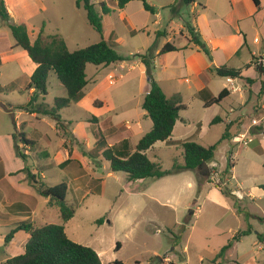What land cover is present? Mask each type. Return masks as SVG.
<instances>
[{
	"label": "crops",
	"instance_id": "crops-1",
	"mask_svg": "<svg viewBox=\"0 0 264 264\" xmlns=\"http://www.w3.org/2000/svg\"><path fill=\"white\" fill-rule=\"evenodd\" d=\"M112 1L91 0L99 13L102 3L112 8V12L102 15L101 39L106 40L117 51L127 44V41L129 43L138 37L141 45L132 49L133 56L145 54L152 47L154 70L159 68L160 71L168 72L161 79H157L154 72V79L167 98L178 94L185 106L179 112L172 136L164 142L173 143L178 125L185 128L192 125L194 121L186 118L184 114L188 112L186 104L194 98L202 111L215 109L213 113L215 115L212 116L219 117L218 122L226 124L227 139H238L239 135L247 134L249 127L257 123L262 125L264 130V64L256 66L257 55L264 50V44L260 45L259 39V34L264 33L263 25L259 23V15L264 9L263 0H260V8H257L252 0H192L190 3L182 0H147L154 8V13L146 11L140 1H131L122 9H118ZM75 2L76 0H4L9 22L25 25L32 40L39 35L42 38L59 36L69 50L71 49L66 36L69 35L78 42L82 39V33L87 31L88 21L82 14L83 8H77ZM59 10L64 11V16ZM57 17L61 21L66 18L65 24L69 26L64 24L63 27L61 22L53 23L52 20ZM7 29L9 30L0 20V77L9 65H15L21 75L11 79L9 85H0V264H7L10 258L24 252L29 236L23 231H16L9 243H5V237L12 229L26 220L35 226H41L35 222L45 210L39 213L42 196L37 193L34 182L53 186L43 180L46 170L70 169L72 179L70 183H66L68 192L73 191L71 193L76 194L82 190L86 195L89 189L85 184L81 185V182L88 175L84 168L92 164L91 157L88 158L86 153L92 152L96 142L92 141L90 134L94 137V132L100 131L105 138L106 147H113L118 154H126L134 152L138 141L152 128L151 119L142 109V102L150 85L147 77H144L146 69L139 58L132 60V64L122 61L108 66H98L101 67L100 71L108 70V73L104 77L103 74H97L96 77L100 76V80H94L90 88L92 83L87 76L88 84L83 90L84 96L66 108L75 107L80 113L86 112V115L76 119L74 126L73 121L60 116L65 127L63 132L57 128L53 118L50 117V121L47 122L45 118L48 116L39 119V113L32 107L19 108L29 102L30 96L35 95L34 89L25 88L36 69V64L24 50L15 46V41L9 42ZM196 38L202 42L200 47L193 41ZM255 39L258 42H255ZM166 43H170L177 50L159 54ZM202 47L209 50L211 58L201 50ZM221 66L239 69L242 78L216 75L214 69ZM88 67L89 65L86 66V75ZM125 70L140 71L138 83H135L139 93L136 102L117 104L102 97V92L111 85H117L119 81L124 80L127 75L123 73ZM111 76L113 79H110ZM21 77H24L22 85L16 87L15 83L21 80ZM52 78L53 74H50L48 79ZM244 78L251 79L252 83H248ZM164 85L166 88L171 87L170 93L165 91ZM7 88L24 90L25 101L12 102L8 105L5 98ZM224 89L228 91L227 97L219 104L204 107L210 96H217ZM236 92H240L242 102L229 103L231 95ZM65 96L66 94L62 97ZM95 101L99 102V105H95ZM38 102L37 100L34 105H38ZM23 114L45 123L54 132L57 140L54 141L40 130L32 129L34 135L32 133L27 135L21 131L25 123L18 121V117ZM246 118H249L251 123L245 125ZM66 129L69 130V138L83 144L86 150L78 153L75 149L66 148L67 138L62 135L66 133ZM15 131L23 133L26 139L34 142V145L16 142L20 152L26 156L25 161L19 158L15 151L13 140ZM256 135H259V152L264 154V134ZM98 152L96 155L100 157ZM67 160L68 163L63 167L61 164ZM28 174L34 179H30ZM89 180L100 179L89 175ZM213 187L219 190L214 184ZM46 199L43 203L47 207H56L50 205L49 199Z\"/></svg>",
	"mask_w": 264,
	"mask_h": 264
},
{
	"label": "rangeland",
	"instance_id": "rangeland-1",
	"mask_svg": "<svg viewBox=\"0 0 264 264\" xmlns=\"http://www.w3.org/2000/svg\"><path fill=\"white\" fill-rule=\"evenodd\" d=\"M59 11H62L64 16V11ZM82 14L86 16L83 9ZM65 20L66 18L61 21L57 17L52 22H61L65 27ZM259 20L264 30V9L259 15ZM86 27L87 31L82 33V39L78 42L69 35L66 36L70 51L85 48L101 40L100 34L94 31L88 22ZM7 32L9 42H14L10 30L7 29ZM263 34H259L260 45L264 44ZM126 43L115 51L125 58L127 64H132V60L139 57L133 56L131 51L139 47L141 42L136 37ZM261 54H264V50L256 55L258 57ZM256 66L259 65L256 63ZM17 70L15 65H9L0 77V85H9L11 79L20 76ZM100 70L101 67L89 64L87 76L92 83L89 88L93 86L94 80H100V76L96 77L97 74H103L104 77L108 73V70ZM139 72L125 70L123 73L127 75L124 80L119 81L117 85H111L102 92V97L117 104L131 101L135 103L139 98L136 85ZM154 72L157 79L168 74L159 68L153 70ZM144 77H147V74ZM23 79L24 77H21L15 86L22 85ZM107 83L110 82L107 80ZM164 89L168 93L172 90L165 85ZM5 94L8 105L25 101L26 98L25 91H17L16 88H7ZM65 94V88L53 74V78L47 81V95H40L37 100L39 104L44 103L46 107L51 108L54 106V99ZM228 102L241 103L240 92L231 95ZM186 105L188 112L184 116L194 121L192 125L186 128L178 125L173 143L157 142L147 151V157L150 161L158 163L163 171H170L174 162L182 163L181 141L202 146L219 142L214 152V162L218 167L215 170L212 168L209 176L201 177L199 172L184 171L161 178L129 181L124 172H110L108 162L101 155L106 147H97L86 153L92 160V164L84 168L87 177L81 179V185L85 184L89 189L87 194L84 195L82 190L76 194L69 191L66 196L67 204L72 205L75 211L73 218L63 222L58 208L47 207L43 203L47 199L42 197L38 209L39 213L45 211L35 223L62 225L67 237L75 243L92 248L98 254L101 264H113L115 261L122 264H264V241L259 243L257 237L262 234L264 239V220H259L264 218V191L258 187L264 183V154L259 152V135H256L259 133L255 129L259 123L249 127L245 142H238L235 138L221 140L226 131V124H211L215 109L202 111L195 98ZM24 107L27 108V104L19 106ZM66 108L61 109L59 114L73 121V126L76 119L86 115V112L80 113L75 107ZM45 116L48 115L39 114V119ZM48 117L45 118L47 122L50 121V116ZM18 121L25 123L21 131L27 135H34L32 129H36L45 132L54 141L57 140L54 132L34 117L23 114L18 117ZM248 123H251L250 119L246 118L245 125ZM99 132L95 131L94 137L90 134L92 141L99 138ZM107 132L108 129L106 134ZM62 135L67 138V149H75L78 153L86 150L83 144L69 138V130L66 129V133ZM91 146L93 148V144ZM97 152L100 157L96 155ZM229 152H232L231 161L235 164L231 177L221 174L226 167ZM71 173L70 169L46 170L43 180L52 185L60 182L70 183ZM89 175L100 180L90 181ZM203 178H209L210 182L203 181ZM220 180L226 187L236 190L234 193L239 199L238 207L241 212H238L232 200L214 189L213 184L216 185ZM247 216L248 220L245 219ZM99 219H103L100 224L96 223ZM249 226L252 228L249 235L233 240L238 232L247 230ZM228 242L232 243L231 247L222 258L213 262L212 259Z\"/></svg>",
	"mask_w": 264,
	"mask_h": 264
},
{
	"label": "trees",
	"instance_id": "trees-1",
	"mask_svg": "<svg viewBox=\"0 0 264 264\" xmlns=\"http://www.w3.org/2000/svg\"><path fill=\"white\" fill-rule=\"evenodd\" d=\"M131 1H140L146 11L154 13V8L147 3V0H113L118 9H122ZM185 3H190L192 0H182ZM257 8H260V0H252ZM75 6L83 8L86 13V18L89 25L94 31L102 34V15L112 12V8L106 4H100L101 12L96 11V6L91 0H76ZM0 20L9 28L10 33L15 41V46L24 50L28 57L36 64V69L30 77V81L25 90L34 89L35 95L30 96L27 103L28 108H33L37 98L47 95V80L50 74H54L61 85L65 88V97H56L54 106L48 108L44 103L34 106V110L39 114L48 115L56 121L57 128L64 130L60 120L59 112L61 109L69 107L73 103H77L84 96L83 90L88 84L86 75V66L91 64L94 66H108L119 63L125 60L120 56L115 49L106 40L101 39L99 42L89 45L85 48L70 51L67 48L65 41L59 36H48L42 38L40 35L32 40L28 34L27 28L23 24H12L9 22V13L6 9L4 0H0ZM191 35L194 33L190 31ZM197 46H201L202 42L196 38L193 40ZM177 49L170 43H166L159 54L176 51ZM201 50L211 58L210 52L206 47ZM152 47L145 54H137L141 63L145 66L147 77L149 78L150 89L145 95L142 102V109L151 119L152 128L138 141L134 152L126 154H118L113 147H106L105 138L99 132V138L94 146L96 149L105 148L101 155L109 163V170L113 172H124L129 181H135L146 178H161L169 174H178L184 171L201 170L203 162L211 163L214 161V152L218 143L204 147L194 142H184L181 144L182 159L181 164L174 162L170 171H163L158 163L150 161L146 152L152 148L157 142H164L170 139L176 121L179 119V112L185 108L181 103V98L178 94L167 98L163 90L153 77V60ZM216 75L220 77L242 78L239 69L221 66L214 69ZM248 83H252L249 78H244ZM228 91L222 90L217 96H210L204 103V107H209L213 104H219L225 97ZM99 105V102H94ZM33 105V106H32ZM8 111V110H7ZM220 121L219 117H214L211 124ZM257 133H263L262 125L255 127ZM227 131L222 135L221 140L227 139ZM15 142L14 148L19 157L26 160V156L20 152L16 142H21L25 145H34V142L25 138L23 133L15 131L13 134ZM232 152L227 155V163L222 171V176H230L235 164L231 161ZM69 160L61 164L63 167ZM264 166V164H263ZM215 170V168L213 169ZM30 179H34L31 174H28ZM209 179V178H208ZM203 178L205 182H210ZM37 193L49 199L50 205H55L59 210L61 220L67 222L73 218L75 211L72 205L67 204L66 196L68 187L65 182H60L53 186H47L42 182H34ZM222 195L234 202L238 212L241 209L238 207L239 199L234 194V190L223 185L220 180L215 185ZM259 189L264 191V183L260 184ZM248 220V216L245 218ZM263 221L264 218H259ZM103 219H99L96 223L100 224ZM252 228L249 226L247 230L238 232L233 240H239L243 236L251 233ZM16 231H23L29 237L24 247L22 254L10 258L7 264H101L98 254L90 247L78 244L70 240L64 230V227L59 224H44L35 226L30 221L26 220L19 223L5 237V243H9L13 234ZM259 242H263V235L259 234ZM232 243L228 242L224 245L212 261L222 258L226 251L231 247ZM119 244L117 245V250ZM113 264H122L120 261H115ZM157 264H162L161 262ZM235 264H241L236 262Z\"/></svg>",
	"mask_w": 264,
	"mask_h": 264
},
{
	"label": "water",
	"instance_id": "water-1",
	"mask_svg": "<svg viewBox=\"0 0 264 264\" xmlns=\"http://www.w3.org/2000/svg\"><path fill=\"white\" fill-rule=\"evenodd\" d=\"M216 167H218V164L214 161L211 163L203 162L201 165V170L199 171V175L201 177H207L209 176L211 169Z\"/></svg>",
	"mask_w": 264,
	"mask_h": 264
},
{
	"label": "built area",
	"instance_id": "built-area-1",
	"mask_svg": "<svg viewBox=\"0 0 264 264\" xmlns=\"http://www.w3.org/2000/svg\"><path fill=\"white\" fill-rule=\"evenodd\" d=\"M254 41L257 42L258 40L255 39ZM256 63H257V65H261V66L264 64V54H261V55H259V56L257 57V62H256ZM110 79H113V77L111 76ZM245 137H246L245 134L239 135V136L237 137V138H238V142H242V141H244ZM244 142H245V141H244Z\"/></svg>",
	"mask_w": 264,
	"mask_h": 264
}]
</instances>
